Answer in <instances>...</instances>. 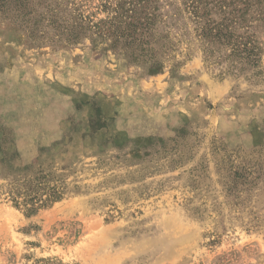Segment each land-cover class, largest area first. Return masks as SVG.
Instances as JSON below:
<instances>
[{
	"label": "rangeland",
	"instance_id": "1",
	"mask_svg": "<svg viewBox=\"0 0 264 264\" xmlns=\"http://www.w3.org/2000/svg\"><path fill=\"white\" fill-rule=\"evenodd\" d=\"M7 1L0 264H264V0H153L142 47L95 28L131 0ZM35 178L66 193L26 215L9 191Z\"/></svg>",
	"mask_w": 264,
	"mask_h": 264
},
{
	"label": "trees",
	"instance_id": "2",
	"mask_svg": "<svg viewBox=\"0 0 264 264\" xmlns=\"http://www.w3.org/2000/svg\"><path fill=\"white\" fill-rule=\"evenodd\" d=\"M153 0H132L128 3V8H124V3L117 4L116 8L113 9V16L110 20L102 21L100 25H97L96 29H102L107 34L115 32L116 42L120 39L124 40L125 46H149V39L151 37V32L156 21V10L155 7H149ZM248 1L242 2V9H232L229 12L233 14H238L240 12H246L250 3ZM10 3L7 0H0V8H4ZM186 14L197 18L198 13L203 12L205 5L202 4L200 0H188L183 4ZM251 6V5H250ZM222 13L226 14V10H222ZM74 18H78V21L74 23H66L64 27L58 25L57 22L58 14L55 12L54 20L50 22L53 29L56 31L62 30L60 35H64L68 41H77L81 37L85 36L89 31L90 27L85 26L83 23V18L80 15L73 14ZM203 35L207 40L219 41L224 39L230 41L234 39L233 34L227 32L223 24L215 25L211 27L207 25L206 33ZM246 39H249L246 37ZM140 58H147L144 50ZM252 48L250 51L247 46H244L242 52L239 55H247L248 60L255 63V59L251 56ZM151 60V59H149ZM133 61H137L133 59ZM44 178H35L23 180L21 183H17L12 186L9 191V197L16 209L23 211L26 215H32L36 212L37 207H44L49 204L55 203L63 198L66 193L65 187L62 186H48L47 182H43ZM38 205V206H36Z\"/></svg>",
	"mask_w": 264,
	"mask_h": 264
}]
</instances>
